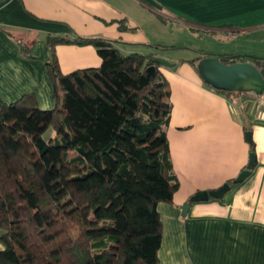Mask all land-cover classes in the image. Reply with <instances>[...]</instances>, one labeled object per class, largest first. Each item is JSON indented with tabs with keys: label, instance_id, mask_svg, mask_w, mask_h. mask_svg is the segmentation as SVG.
Here are the masks:
<instances>
[{
	"label": "trees",
	"instance_id": "obj_1",
	"mask_svg": "<svg viewBox=\"0 0 264 264\" xmlns=\"http://www.w3.org/2000/svg\"><path fill=\"white\" fill-rule=\"evenodd\" d=\"M45 41L54 106L40 108L33 92L0 98V264H158L157 205L179 187L162 128L171 103L161 65L102 37ZM59 43L93 45L100 65L62 73Z\"/></svg>",
	"mask_w": 264,
	"mask_h": 264
},
{
	"label": "crops",
	"instance_id": "obj_2",
	"mask_svg": "<svg viewBox=\"0 0 264 264\" xmlns=\"http://www.w3.org/2000/svg\"><path fill=\"white\" fill-rule=\"evenodd\" d=\"M164 28L172 40L185 37L196 64L208 55L264 61V0H0V98L10 103L33 92L40 108L54 106L45 65L50 56L47 36H97L113 41L124 53L149 54L162 48L157 45L175 48L176 43L154 41ZM19 42L28 45L30 58L22 55ZM141 44L147 53L134 49ZM54 51L62 73L101 63L90 44L59 43ZM180 62L185 64L179 70L176 63L171 66L168 119L179 187L171 203L157 205L162 222L158 264H264L261 94L226 95L206 84L189 60ZM246 131L251 132V144ZM251 152L256 162L244 181L221 199L191 202L181 214L182 204L196 191L236 177Z\"/></svg>",
	"mask_w": 264,
	"mask_h": 264
},
{
	"label": "water",
	"instance_id": "obj_3",
	"mask_svg": "<svg viewBox=\"0 0 264 264\" xmlns=\"http://www.w3.org/2000/svg\"><path fill=\"white\" fill-rule=\"evenodd\" d=\"M160 65L168 67L174 64L162 58H155ZM197 70L203 81L210 87L222 91H243L253 92L260 95L264 91V68H258L251 62L238 61L231 64L220 61L217 57L208 55L197 62ZM245 140L251 144V132H245ZM256 154L249 153L248 162L236 177L233 183L244 181L255 166ZM231 189L229 182H224L214 189L196 191L188 201L182 204L181 214L185 215L191 202L207 201L210 198L221 199Z\"/></svg>",
	"mask_w": 264,
	"mask_h": 264
},
{
	"label": "rangeland",
	"instance_id": "obj_4",
	"mask_svg": "<svg viewBox=\"0 0 264 264\" xmlns=\"http://www.w3.org/2000/svg\"><path fill=\"white\" fill-rule=\"evenodd\" d=\"M141 29L143 30L144 28L142 27ZM154 41H156L157 43H160V44H165V45H172V43L174 45L176 43V46L174 45L175 48H165V49L161 48V49L152 50L155 53V58L165 59V60L169 61V63H172V64L173 63H176V67H175L176 70H179L181 68V66H182L181 64L183 62H180V61L182 59L183 60L185 59V61H186V60L192 59L195 56V51L193 49H191V50L188 49V47L186 46L187 44L185 42V37L178 36V39L177 40H172V38H170L169 35H168L167 29H165V28L162 29V33H161L160 38H157ZM137 46L138 47H136L134 49H136V50L142 49L143 51H145L144 53H147L146 52V49L144 50V48H142L143 47V44L137 45ZM125 48L130 49L129 46H126ZM183 64H185V63H183ZM160 69L162 71V75L164 76V79L167 81V84H168V88H169V91H170V95H169V98L168 99H169V102H170L171 101V98L173 99V96L171 94L172 91H173V83L170 82L173 79V77H172L173 75H171V72H172L171 70H173V69L171 67H168V66H165V65H161L160 66ZM162 128L165 131L166 136H167L169 153L170 152L172 153V151L174 153V149H175V146H174L175 137L172 134L173 131L171 129V126H170L169 121H167L166 123H164L163 126H162ZM47 135H50V132L47 131L46 132V136ZM244 136H245V133H244ZM170 160H171V155H170ZM190 197H188V200L190 199Z\"/></svg>",
	"mask_w": 264,
	"mask_h": 264
},
{
	"label": "built area",
	"instance_id": "obj_5",
	"mask_svg": "<svg viewBox=\"0 0 264 264\" xmlns=\"http://www.w3.org/2000/svg\"><path fill=\"white\" fill-rule=\"evenodd\" d=\"M261 98L263 99V104H264V91L261 94Z\"/></svg>",
	"mask_w": 264,
	"mask_h": 264
}]
</instances>
